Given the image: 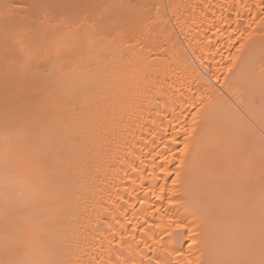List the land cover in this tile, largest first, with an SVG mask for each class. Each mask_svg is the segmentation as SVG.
<instances>
[{"label": "bare ground", "instance_id": "obj_1", "mask_svg": "<svg viewBox=\"0 0 264 264\" xmlns=\"http://www.w3.org/2000/svg\"><path fill=\"white\" fill-rule=\"evenodd\" d=\"M12 2L23 6L30 0ZM50 3L47 15L38 13L35 31L7 37L0 33V155L7 151L14 169L32 185L11 191L8 202L0 192V242L9 231L10 237L19 232L32 242L21 248L18 258L30 262L106 260L111 239L107 225L114 223L113 215L126 211L131 220L124 233L127 243L113 241L112 246L124 250L129 264L133 260L140 264L141 259L147 261L143 254L148 249L143 233L132 228L144 222L142 208L159 207L162 221L149 211V225L155 220L164 226L172 219L202 224L206 244L193 246V258L203 253L202 260H259L260 249L250 236L255 229L249 228L264 210V158L245 157L237 146L245 131L242 125L247 136L264 142L259 119L264 107V29L258 22L250 23L246 9L240 10L239 32L234 31L235 23L230 27L221 23L222 15L236 19L235 9L220 8L234 0ZM205 4L215 7L204 10ZM240 32L244 38H239ZM117 37L123 42L113 47ZM118 49L122 59L113 63L111 73L89 90H81L78 85L96 71V60L113 62ZM232 57H239L238 70L228 73ZM25 64L27 70H22ZM193 96L203 99L205 108L203 131L197 137L200 149L193 154L187 175L177 179L173 172L158 181L142 180L129 165L135 161L140 167L143 161L151 174L152 121L159 124L167 115L165 107L171 111L174 102L183 107L182 118L191 128L197 113ZM178 139L175 151L183 148V134ZM238 153L241 161L231 167ZM156 174L162 176L159 169ZM153 184L165 188L164 193L154 188L162 200L148 192ZM174 192L184 200L191 198L199 212L170 204ZM14 198L22 199L19 206L13 204ZM125 201L126 207L117 211ZM37 209L51 212L41 224L32 215ZM113 231L119 237V230ZM170 243L188 255L190 239ZM102 245L104 255L98 257ZM250 247L254 255L249 254Z\"/></svg>", "mask_w": 264, "mask_h": 264}, {"label": "snow or ice", "instance_id": "obj_2", "mask_svg": "<svg viewBox=\"0 0 264 264\" xmlns=\"http://www.w3.org/2000/svg\"><path fill=\"white\" fill-rule=\"evenodd\" d=\"M52 7L50 0H30L27 4L23 6H18L12 0H0V33L5 37L13 33H19L23 31H35L37 29V24L39 20L38 13L43 12L47 15L48 9ZM99 7V6H98ZM215 7L211 4H205L203 6L204 10ZM221 9L225 11L229 9L236 10V19L230 20L228 17L222 15L221 23L228 24L229 27L235 23L237 27L234 31L239 32V25L242 19L241 9H246L249 13V21L251 24L259 23L261 29H264V0H255L254 3L248 4L243 3L241 0H234L233 4L230 5H220ZM255 12L256 16H252L251 13ZM220 29H217L219 31ZM227 31V28L224 29ZM244 38L243 32H240V37ZM248 38H251V32H249ZM231 39V37H229ZM123 42V37L113 38V47L117 46V43ZM134 47V46H133ZM240 49H237L239 52ZM122 53L117 50L116 60L113 62H105L100 59L96 60L97 68L96 71L90 78H85L80 82L78 87L81 90L87 91L92 88L97 80H102L105 76L109 75L112 71L113 63L118 62L122 59ZM203 59V57H201ZM239 57H232L230 63L227 66V72L233 73L237 69L236 60ZM28 65H22V70H27ZM261 83L264 85V67L261 68ZM158 107V105H157ZM192 107L197 109L196 116L193 117L191 128L187 124V120L183 119L184 110L182 106H177L173 102L171 106V111L168 110V106L165 107L164 111L167 113L161 118L160 123L157 124L155 120L152 121V126L150 127L149 136L151 137V148L148 152V156L152 157V172L149 174L147 168L144 167V162L141 161L140 167H135V161L132 165L133 171L137 173V176L142 180H152L158 181L159 179L166 178L175 173L177 179L181 177L182 174L187 175L193 154L198 152L200 149V144L197 137L200 132L203 131V110L205 108V102L203 99L197 101L196 97L192 98ZM260 124L262 126L261 137L264 139V107L261 108L260 112ZM166 121V123H165ZM27 132V129H24ZM183 134V148L179 151L174 150V146L180 143L178 137ZM147 146V145H146ZM162 158L160 163H156L157 159ZM178 161V163H174ZM0 192H3L5 202L9 200V193L16 189H31L32 185L29 180L24 177L18 170L14 169L13 161L9 156L8 152L5 151L0 155ZM157 169L162 174L157 175ZM135 183V181H134ZM176 184V180L173 181ZM154 188L158 189L160 193L165 192V188L159 185L153 184L148 187V192L151 193L156 199L162 200L163 196H156V191ZM119 196L120 194L117 193ZM188 195V193H185ZM147 202V196L140 200L143 205ZM170 204H180L190 210L198 213L199 208L196 207L194 201L189 198L184 200L180 195L175 192L172 197H169ZM128 201H125L123 205L117 208H125ZM102 207V206H101ZM141 211L145 214V219L143 223H137L133 228V232L143 233L145 237L143 243L148 249L143 255L147 257V261L141 259L140 264H264V210H262L261 220H260V258L255 259H223V260H202L200 255H194V248L199 249L202 245L206 244V237L203 230L202 224L195 220L189 221L188 223L183 222L179 219H172L167 225L162 226L161 223L155 220L151 225L148 224L147 213L149 211H154L156 217L162 221L161 209L159 207L153 208H142ZM167 215V212L164 213ZM135 215V213H134ZM121 217H123V222ZM114 223H109L107 225L108 231L111 235V239H107L108 248L107 259L103 258H92L89 260V264H129L128 259L125 256V252L119 246L113 247V241L125 242L124 233L128 232V224H131V220L127 217V212L122 211L120 216H112ZM145 227L147 230L145 231ZM114 229L119 230V237ZM159 230V231H157ZM151 233V236L148 234ZM36 233H33L32 240L35 239ZM165 236L167 241H165ZM135 237H133L134 239ZM186 239H190V244L188 248V255L185 256L180 247L172 246L170 242H175L176 245L182 244ZM149 240L152 242L149 243ZM32 241L23 237L19 232H17L12 237H5V242L0 245V264H52V262L47 259L39 261H27L19 259L20 249L27 246ZM139 247V245H137ZM105 249L103 245L101 246V251L97 253L98 257H103ZM254 248H249V254L254 255ZM123 257V258H122ZM59 264H73L71 259L61 260ZM75 264H81L80 261H76ZM135 264V261H132Z\"/></svg>", "mask_w": 264, "mask_h": 264}, {"label": "rangeland", "instance_id": "obj_3", "mask_svg": "<svg viewBox=\"0 0 264 264\" xmlns=\"http://www.w3.org/2000/svg\"><path fill=\"white\" fill-rule=\"evenodd\" d=\"M241 129H245V131L244 132H241V134H240V145H238L237 146V149H238V152H244L243 153V156H248V155H251V154H256L257 155V158L259 157V159L260 160H262L263 158H264V142H262V140L260 139V138H258V137H249V136H247V128L245 127V126H243L242 125V127H241ZM60 145L63 147V145H62V143H60ZM262 149V150H261ZM258 153V154H257ZM256 158V157H255ZM238 161H241V155H239V153L237 154V157H235L234 159H232V161L230 162V165H231V167H234L235 166V164L238 162ZM259 190V189H258ZM2 194H3V192H2ZM255 194H258L257 192H255ZM259 194H261V193H259ZM258 194V195H259ZM4 196V195H3ZM256 196V195H255ZM260 196V195H259ZM258 197V196H257ZM256 197V198H257ZM261 197V196H260ZM264 198V197H263ZM2 199H4L3 197H2ZM16 198H14V199H12V201L13 200H15ZM259 199H261V198H257V200H259ZM18 200V201H17ZM19 200H22V199H20V198H18V199H16L15 201H13V204H18L17 206H19V203H17V202H19ZM5 201V200H4ZM10 201V200H9ZM16 202V203H15ZM260 202V201H259ZM262 202V201H261ZM21 205H22V203H20ZM262 204H264V203H262ZM262 206H264V205H262ZM22 208V207H21ZM20 208V213H23V212H25V210H24V208L23 209H21ZM264 208V207H263ZM260 209V208H259ZM39 209H37V210H35L36 212H33V217L37 220V223H39L40 222V224L46 219V215L47 214H49V213H51L50 212V209H49V211H47V210H45V211H41V209L38 211ZM43 210V209H42ZM262 210V209H261ZM42 212L44 213V214H42ZM49 212V213H48ZM262 212V211H261ZM257 213V212H256ZM39 214V215H38ZM261 214L262 213H259V214H256L255 216L256 217H254L252 220H251V222H252V225L251 224H249V227H250V225L252 226V228L250 227L249 228V230H251V232H252V230L253 229H255V230H253V234L255 235L256 234V239H254V236H253V234H251L250 233V231L248 230L247 231V235H248V233H250V236L252 237V243H253V245L255 246V248H257V250L258 249H260V239H261V236H260V227H258L259 226V224H260V220L258 221V219H261ZM14 215H17V214H14ZM13 215V216H14ZM37 215L38 216H40V217H38L37 218ZM259 215V216H258ZM11 217V223H10V225H9V227L10 226H12L11 224H12V222L14 221L13 219H14V217ZM42 216H44L43 218H42ZM40 218V219H39ZM16 219V218H15ZM17 219H19L18 217H17ZM13 220V221H12ZM257 220V221H256ZM52 221V219L51 220H49L48 222H51ZM257 222V223H256ZM9 227H7L5 230L7 231V229H9ZM11 228V230H12V227H10ZM10 230V229H9ZM4 231V230H3ZM2 231V232H3ZM5 231V232H6ZM8 232V231H7ZM10 233L12 232V231H9ZM255 232V233H254ZM10 233L8 234L7 233V237H9L10 238ZM6 234V233H5ZM12 234V233H11ZM249 237V236H248ZM5 236L3 235V240L0 242V245H2L4 242H5ZM246 238V237H245ZM257 244H258V246H257ZM260 251V250H259ZM21 252H22V250L20 249V254H19V256L21 255ZM242 260V259H241Z\"/></svg>", "mask_w": 264, "mask_h": 264}]
</instances>
